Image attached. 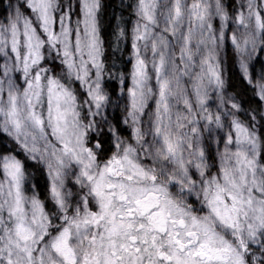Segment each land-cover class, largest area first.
<instances>
[{
    "label": "snow or ice",
    "instance_id": "obj_1",
    "mask_svg": "<svg viewBox=\"0 0 264 264\" xmlns=\"http://www.w3.org/2000/svg\"><path fill=\"white\" fill-rule=\"evenodd\" d=\"M0 264H264V0H0Z\"/></svg>",
    "mask_w": 264,
    "mask_h": 264
}]
</instances>
